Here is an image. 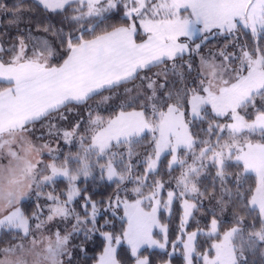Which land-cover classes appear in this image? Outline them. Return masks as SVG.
I'll use <instances>...</instances> for the list:
<instances>
[{
	"label": "snow or ice",
	"instance_id": "snow-or-ice-1",
	"mask_svg": "<svg viewBox=\"0 0 264 264\" xmlns=\"http://www.w3.org/2000/svg\"><path fill=\"white\" fill-rule=\"evenodd\" d=\"M2 16L0 264H73L81 232L103 238L93 264H152L141 249H166L176 201L161 264H264V0H0ZM210 36L226 42L205 53ZM97 171L106 202L78 184Z\"/></svg>",
	"mask_w": 264,
	"mask_h": 264
},
{
	"label": "trees",
	"instance_id": "trees-1",
	"mask_svg": "<svg viewBox=\"0 0 264 264\" xmlns=\"http://www.w3.org/2000/svg\"><path fill=\"white\" fill-rule=\"evenodd\" d=\"M3 2H5L9 7H11V5L15 3V0H4ZM3 20L5 21V25H7L8 17L3 18ZM21 27H24V25L22 24ZM5 32L8 33L7 36L3 37L5 42L10 43L11 40L17 35V31L15 28L8 29L6 26L0 25V35H2ZM225 42H226V38L223 36H216V37L211 36L209 39V48H217L221 46L222 44L224 45ZM156 70L157 69H153V71H156ZM204 126L206 127V124ZM69 151L75 153L77 151V146L73 145L72 147H70ZM166 165H167V160L164 159L163 165H161L162 169ZM140 171H142V169H140ZM231 171L235 172L237 171V169L233 168L231 169ZM165 179H167V177H165ZM252 179L254 180V176ZM78 184L81 189H86L85 194L90 195L92 200L97 201V202H100V201L106 202L108 197L113 193L116 187L115 184H111L106 179L104 181H101L99 178L98 171L95 173V179H93L92 177H89L85 181L84 178L82 177L80 181H78ZM64 186H65L64 183L58 184V188H63ZM129 187H131V185H129ZM48 190L49 189L47 188L45 189V191H48ZM165 196H166V193H165ZM36 204H37V200H36L35 195H32L31 197H27L23 200L24 208L28 213L32 212ZM204 208L210 209L211 205L208 204L207 201H205ZM103 211H104V204H101L100 205L101 215L97 217V219L99 220L101 224H103L104 218H105L103 215ZM180 214H181V209H180L179 201H176L174 203L171 213H169L168 211L162 210V212L159 214L160 221H162V223L167 225V236H168L169 244L167 245L166 249H160L157 247H153V248L143 247L141 249V252L143 255L151 257L152 264H161L162 260L168 259V256L166 255V253L172 251L171 241H174L177 235L179 234L178 227H179V222H180ZM219 214L220 213L217 212V215ZM121 216H123L122 208L118 211L117 217L114 220L115 228L113 229L112 226L109 225L106 227L105 230L114 231L116 234L121 233L122 224L126 223L119 219V217ZM108 217H111L110 212L108 213ZM210 218H211L210 216L203 214V210L201 212H197L195 214V218L190 220V227L188 228V230L189 231L195 230V228L197 227L198 220L200 221V227H203L207 223V221L210 220ZM224 218L226 221L230 220L231 211L225 213ZM155 236H157L158 239L162 238V235H159L158 233H156ZM102 239L103 238L98 233L94 234L93 238L90 240L85 238L83 232L79 234H74L70 241V248L74 251L75 256H76V258L73 260V264H93L92 257L97 255L99 251L102 249V243H101ZM81 245L85 249L87 255H84L83 253L80 252L79 246ZM117 247H118V251L123 253L127 249V244L122 243L121 245H118ZM248 258H249L250 264L253 259H256V264H260L258 257L254 258L252 256H249ZM172 264H182V262L179 258H174L172 260Z\"/></svg>",
	"mask_w": 264,
	"mask_h": 264
},
{
	"label": "rangeland",
	"instance_id": "rangeland-1",
	"mask_svg": "<svg viewBox=\"0 0 264 264\" xmlns=\"http://www.w3.org/2000/svg\"><path fill=\"white\" fill-rule=\"evenodd\" d=\"M4 1V0H3ZM6 16H2V17H0V25H4V26H6L5 25V21L3 20V18H5ZM211 37V36H210ZM210 37H209V39H210ZM213 37H216V36H213ZM182 39H184V38H182ZM6 44L7 43H9V42H5ZM221 45V44H220ZM221 46H223V44L221 45ZM208 49H209V41H208V43H207V46L204 48V52L206 53L207 51H208ZM213 50H215L216 48H212ZM106 95H107V93H105ZM90 103H92V102H90ZM81 111V113H83L84 112V109H81L80 110ZM79 117L77 116V114H76V112L75 111H73V112H71V113H68V121H66V122H64V125L65 126H67L68 124H70V123H75V121L78 119ZM41 132H44L45 133V138L47 139V135H46V132H47V130L46 129H42L41 128V126L38 124L37 125V135H40L41 134ZM39 143H43V141H38ZM52 148L53 149H56V148H59V150H60V154H61V158L63 157V154H66V153H68V151H69V149H70V147H72L73 145L72 144H66L63 140H60L59 141V144H57V142L55 141V140H53L52 141ZM65 151V152H64ZM67 151V152H66ZM74 153V152H73ZM45 160L47 161V155H45ZM122 212H123V209H122ZM160 219V218H159ZM161 222V224H164V223H162V221H160ZM165 225V224H164ZM69 227H70V225H69ZM154 233L156 234V233H158L159 235H162V238L160 239H158L157 238V236H155V238L156 239H158V240H162L163 239V233H161V231H160V229H154ZM71 241V240H70ZM143 247H147V246H143ZM142 247V248H143Z\"/></svg>",
	"mask_w": 264,
	"mask_h": 264
}]
</instances>
